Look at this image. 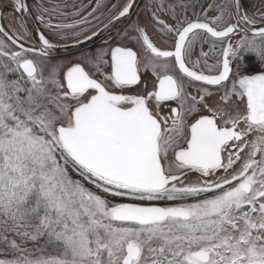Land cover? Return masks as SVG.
Here are the masks:
<instances>
[{"label":"snow or ice","instance_id":"obj_1","mask_svg":"<svg viewBox=\"0 0 264 264\" xmlns=\"http://www.w3.org/2000/svg\"><path fill=\"white\" fill-rule=\"evenodd\" d=\"M10 2L0 264H264V0Z\"/></svg>","mask_w":264,"mask_h":264},{"label":"rangeland","instance_id":"obj_2","mask_svg":"<svg viewBox=\"0 0 264 264\" xmlns=\"http://www.w3.org/2000/svg\"><path fill=\"white\" fill-rule=\"evenodd\" d=\"M3 3H4V6H7L6 0H3ZM3 23L8 26L15 27L13 16L10 13H6V19L3 21Z\"/></svg>","mask_w":264,"mask_h":264},{"label":"water","instance_id":"obj_3","mask_svg":"<svg viewBox=\"0 0 264 264\" xmlns=\"http://www.w3.org/2000/svg\"><path fill=\"white\" fill-rule=\"evenodd\" d=\"M8 1H9V3L11 4L10 0H8ZM28 26H29V28H30L32 34H33V35H32V39H33V40H36V39L38 38V34H37L36 29H35V26H34V23H33V21H32V18H29V24H28Z\"/></svg>","mask_w":264,"mask_h":264},{"label":"flooded vegetation","instance_id":"obj_4","mask_svg":"<svg viewBox=\"0 0 264 264\" xmlns=\"http://www.w3.org/2000/svg\"><path fill=\"white\" fill-rule=\"evenodd\" d=\"M84 2L87 3L88 0H84ZM29 3H31V0H29ZM142 7H143V0H141V8H142ZM134 19H135V17H134ZM32 21H33L34 26H35V29H36V31H37V25H36V23H35V21H34L33 19H32ZM140 22H141V23H147V19H146V17L143 15V13H141V15H140ZM36 40H38V38H37Z\"/></svg>","mask_w":264,"mask_h":264},{"label":"bare ground","instance_id":"obj_5","mask_svg":"<svg viewBox=\"0 0 264 264\" xmlns=\"http://www.w3.org/2000/svg\"><path fill=\"white\" fill-rule=\"evenodd\" d=\"M6 5L9 6V7L11 6V4L9 3L8 0H6Z\"/></svg>","mask_w":264,"mask_h":264}]
</instances>
